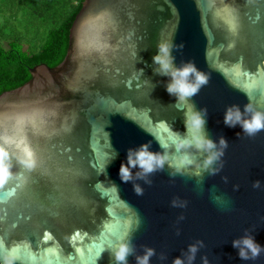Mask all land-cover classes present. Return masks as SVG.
<instances>
[{"label":"water","instance_id":"water-1","mask_svg":"<svg viewBox=\"0 0 264 264\" xmlns=\"http://www.w3.org/2000/svg\"><path fill=\"white\" fill-rule=\"evenodd\" d=\"M161 41L177 67L191 62L206 75L190 98L167 91L171 77L153 61ZM30 73L0 93V132L26 117L37 160L29 169L10 157L0 260L124 264L114 255L123 241L126 264L148 248L149 264H264V129L224 119L230 107L264 112V0H83L64 59ZM189 109L221 153L208 167L203 149L172 142L186 134ZM144 144L171 163L146 175L134 167L123 180L121 163ZM184 152L194 163L178 169ZM245 236L262 248L255 258L233 246Z\"/></svg>","mask_w":264,"mask_h":264},{"label":"clouds","instance_id":"clouds-1","mask_svg":"<svg viewBox=\"0 0 264 264\" xmlns=\"http://www.w3.org/2000/svg\"><path fill=\"white\" fill-rule=\"evenodd\" d=\"M104 19L103 15L100 17ZM103 47H107L104 45ZM172 45L169 41H161L158 44V52L153 57L154 63L159 67L157 69L161 74L169 75L170 82L167 85V91L170 94H175L180 100H185L193 96L199 88L206 82L207 77L199 71L196 66L191 63H185L177 67L174 64V58L171 54ZM245 113H251L250 116H245L238 107H230L225 113V123L231 126L239 123L245 132L254 134L257 131L264 129V112L253 111L251 104L246 105ZM26 117L18 116L15 119V125L12 130L5 129L0 132V186L7 183L11 173V156H15L17 161L26 168L36 166V153L30 145L27 136L23 133V124ZM33 126H36L35 119H32ZM205 119L200 111L189 109L186 112L185 126L186 134L180 136L174 134L173 144L179 152L182 149L194 146L196 149H203L208 153L204 160V166H210L221 154L219 151H213L216 144L204 133ZM2 126V120H0ZM220 145L224 146L223 138L220 140ZM169 160L168 155L152 152L147 144L141 145L137 149H130L127 156V164L121 163L120 176L127 181L132 178L131 169L138 167L140 172L137 175H146L158 168H162L165 162ZM194 161L190 153L184 152L179 157L177 168L193 164ZM136 191L140 188L137 186ZM233 246L239 249V255L243 259L255 258L259 255L262 248L251 236H245L241 239L234 240ZM132 251L129 243L120 242L115 249V259L118 262L126 264V258ZM191 253H195L196 246L189 247ZM153 254V250L148 248L143 256L137 258L138 264H149V257ZM15 257L11 254L0 260V264H13ZM174 264H183L180 258H176Z\"/></svg>","mask_w":264,"mask_h":264},{"label":"trees","instance_id":"trees-1","mask_svg":"<svg viewBox=\"0 0 264 264\" xmlns=\"http://www.w3.org/2000/svg\"><path fill=\"white\" fill-rule=\"evenodd\" d=\"M83 0H0V93L31 78L40 63L59 64Z\"/></svg>","mask_w":264,"mask_h":264},{"label":"snow or ice","instance_id":"snow-or-ice-1","mask_svg":"<svg viewBox=\"0 0 264 264\" xmlns=\"http://www.w3.org/2000/svg\"><path fill=\"white\" fill-rule=\"evenodd\" d=\"M16 251V250H15ZM100 251V248L98 247L97 249H96V254L98 253ZM96 256V255H95ZM18 258L20 259V257L18 256Z\"/></svg>","mask_w":264,"mask_h":264}]
</instances>
